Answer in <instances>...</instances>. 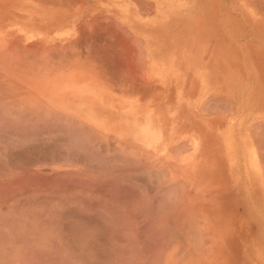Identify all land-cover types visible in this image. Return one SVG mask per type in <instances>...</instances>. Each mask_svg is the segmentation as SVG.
<instances>
[{"label":"rangeland","instance_id":"obj_1","mask_svg":"<svg viewBox=\"0 0 264 264\" xmlns=\"http://www.w3.org/2000/svg\"><path fill=\"white\" fill-rule=\"evenodd\" d=\"M35 1L0 0V264H264V92H235L229 120L220 98L187 92L186 114L169 117L155 109L185 100H140L134 110L132 86L105 75L99 84L95 69L134 31L159 66L175 58L178 69L185 52L188 85L210 87L228 11L235 68L249 62L259 0H58L74 8L71 42L59 44L57 0ZM121 3L133 10L123 12L128 29ZM131 46L141 52L139 40L122 51Z\"/></svg>","mask_w":264,"mask_h":264},{"label":"crops","instance_id":"obj_2","mask_svg":"<svg viewBox=\"0 0 264 264\" xmlns=\"http://www.w3.org/2000/svg\"><path fill=\"white\" fill-rule=\"evenodd\" d=\"M37 1V0H36ZM35 1V2H36ZM138 1V0H136ZM259 20L254 21L258 22L260 27V35H259V41H252L249 39L248 41V50L249 53V62L245 64V62H242V66L240 70H237L235 68V43L233 41V38L229 37V28L234 27V15L232 12L228 11V20H226L225 28L227 29V35L226 37H222V43H220V49L217 50V54H214L212 59H216V69L212 73L214 74V79H212V84L210 87H204V85H199L202 83H196V80H191L189 85L187 83V76L195 75V73L188 72V66H187V56L186 53H182L179 59V68L175 67L177 64L176 59L174 58L171 63V59L167 61V59H163L161 62L162 66H159L155 60V47L152 46L153 43L150 44L147 37H139L134 35V31L131 32V37H116L114 41V46H111L109 44L108 47H106L105 51L106 53L105 58L99 57L100 61L95 66V69H98L100 72V76L98 79V83H103V75H105L106 83L108 84H114L115 86L121 85V84H129L132 86V92L130 94V100H131V108H137L140 107V104L138 103L140 100H155V101H163V99L174 101V100H185L184 104H181V106H170V104L166 105L169 108V111L165 110L164 104H160L159 108L155 109L157 111L156 113L162 116H183L186 114V99H187V92H195V93H202L209 91L211 94V97H218L220 98V102L226 105L225 116L222 117V120H229L232 118L231 116L235 113V107H236V98H235V92H249V91H257V92H264V83H259V75H264V68L260 69L259 64L257 65L254 61L260 60V55L256 48L258 47L261 49V45H263L262 41L264 40L263 36V29H264V0H259ZM119 7L116 9V12L120 13L118 15L122 21L120 22V26L128 29L127 22L123 21V12H133V10L130 9H124L127 8V6L124 3L118 4ZM69 3H67V6H62L60 8L59 1L56 2V7H52V18H51V28H52V34H51V43L52 44H59V43H70L71 42V30L74 29V8L70 7ZM256 6H250L246 12L250 13L249 18L246 19V28L250 27L251 25V19L250 17L251 12L256 13L257 9ZM38 11V17L37 12ZM34 27H40L42 28V9H34ZM26 17V16H24ZM127 17V16H126ZM132 18V15L130 16ZM38 20V23H37ZM66 29L61 30L60 29ZM231 32V30H230ZM66 34V35H65ZM26 37H28L27 34H25ZM40 38L41 36L38 35ZM32 36H30L31 38ZM35 36L34 38H36ZM251 37V36H250ZM61 38V39H60ZM101 38V37H100ZM129 40V41H128ZM142 44L141 52H139V49H135L134 47H127L125 48L127 52H123L122 44H130L132 43H138ZM163 40H167V38H164ZM37 41V39H36ZM100 43H103L102 39H100ZM169 42H164L162 47V52L165 57L166 51H170L169 49H166ZM166 45V46H164ZM152 46V47H151ZM260 46V47H259ZM170 48V47H169ZM251 48H254V51H251ZM220 50V51H219ZM253 50V49H252ZM252 52V55L251 53ZM257 52V53H256ZM248 53H239L241 61L243 58L245 59V55ZM201 73V72H200ZM199 73V74H200ZM236 75L243 76V86L242 87H236ZM102 76V77H101ZM124 76H127V78ZM252 76V78H250ZM254 76V79H253ZM144 78L143 81L140 80ZM157 77V78H156ZM251 80L254 85L252 87ZM254 81V82H253ZM89 84H97L96 78L90 79L88 82ZM256 84L258 85L256 87ZM138 86H141V89H139ZM151 92L149 95L148 93ZM166 93V94H165ZM171 93H176V95L171 96ZM217 93H222V95H219ZM182 94V95H181ZM166 95V97H165ZM195 97H197L196 94H194ZM210 97V98H211ZM201 98V97H200ZM244 98H246L244 96ZM252 98H254L252 96ZM264 99V96H262ZM260 100V99H259ZM169 101V102H170ZM263 101V100H262ZM255 107V105L253 106ZM259 109L264 108V103H261L258 106ZM138 109V108H137ZM260 116L264 117V111L260 110L258 112ZM133 114V113H132ZM136 114H140L138 111ZM257 114V113H256ZM264 121V120H263ZM259 122H261L259 120ZM218 124V121L216 120V125Z\"/></svg>","mask_w":264,"mask_h":264},{"label":"bare ground","instance_id":"obj_3","mask_svg":"<svg viewBox=\"0 0 264 264\" xmlns=\"http://www.w3.org/2000/svg\"><path fill=\"white\" fill-rule=\"evenodd\" d=\"M10 50H11V49H10ZM0 54H1V53H0ZM3 54H4V53H3ZM3 54H2V55H3ZM4 56H5V55H4ZM4 56H3V57L1 56V58H4ZM9 56H10V55H9ZM0 60H1V59H0ZM2 60H3V59H2ZM2 65H3V63H2ZM7 65H8V64H7ZM7 65H6V66H7ZM1 67H2V66H1ZM3 68H4V67H3ZM5 68H6V67H5ZM5 68H4V69H5ZM8 68H9V65H8ZM0 69H1V68H0ZM2 77H3V76H2ZM16 88H17V87H16ZM14 90H15V88H14ZM16 90H17V89H16ZM16 90H15V91H16ZM38 91H39V90H38ZM21 94H22V93H21ZM21 99H25V98H21ZM19 101H20V100H19ZM22 101H23V100H22ZM32 102H33V101H32ZM17 103H18V102H17ZM19 103H20V102H19ZM38 103H40V102H38ZM31 104H32V103H31ZM38 106H39V105H38ZM19 107H20V106H19ZM132 216H133V215H132ZM130 217H131V216H130ZM131 218H132V217H131ZM129 220H130V219H129ZM129 223H131V222H129ZM132 224H133V223H132ZM129 225H130V224H129ZM134 225H135V224H134ZM130 227H133V226H130ZM134 227L136 228V226H134ZM135 228H134V229H135ZM130 229H132V228H130ZM134 229H133V230H134ZM137 229H138V228H137ZM137 229H135V231H136ZM131 231H132V230H131ZM131 231H130V232H131ZM137 233H138V232H137ZM126 234H127V233H126ZM131 234H135V233H131ZM116 235H117V234H116ZM135 235H136V234H135ZM135 235H134V236H135ZM132 236H133V235H132ZM134 236H133V238H134ZM128 237H129V236H128ZM138 237H140V236H138ZM138 237H137V238H138ZM133 238H132V239H133ZM137 238L135 239V241L137 240ZM121 239H122V238H121ZM121 239H120V240H121ZM127 241H128V240H127ZM131 242H132V241H131ZM135 243H138V242H135ZM135 243H134V244H135ZM146 243H147V242H146ZM139 244H140V243H139ZM139 244H136V245H139ZM141 244H142V243H141ZM144 245H146V244H144ZM148 245H150V244H148ZM144 247H145V246H144ZM147 247H151V246H146V248H147ZM142 248H143V246H142ZM148 250H149V249H147V251H148ZM144 252H146V249H145ZM144 252H143V254L146 255L147 252H146V253H144ZM139 253H140V252H139ZM139 255H140V254H138V256H139ZM141 255H142V254H141ZM142 256H143V255H142ZM148 256H149V255H148ZM145 257H146V256H145ZM145 257H144V258H145ZM144 258H143V259H144ZM140 259H141V258H140ZM148 259H149V258H148ZM148 259H147V260H148ZM143 261H144V260H143ZM143 261H142V262H143ZM144 262H145V264H146L147 261L145 260ZM148 262L150 263V261H148ZM141 264H144V263H141Z\"/></svg>","mask_w":264,"mask_h":264}]
</instances>
